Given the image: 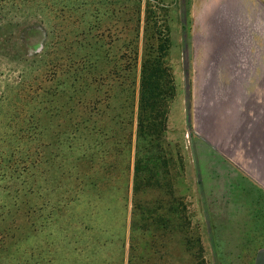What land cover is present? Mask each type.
Segmentation results:
<instances>
[{
  "label": "rangeland",
  "instance_id": "obj_1",
  "mask_svg": "<svg viewBox=\"0 0 264 264\" xmlns=\"http://www.w3.org/2000/svg\"><path fill=\"white\" fill-rule=\"evenodd\" d=\"M156 1L172 89L163 129L140 141ZM235 3L0 0V264H264V188L200 95L206 41L256 23Z\"/></svg>",
  "mask_w": 264,
  "mask_h": 264
},
{
  "label": "crops",
  "instance_id": "obj_2",
  "mask_svg": "<svg viewBox=\"0 0 264 264\" xmlns=\"http://www.w3.org/2000/svg\"><path fill=\"white\" fill-rule=\"evenodd\" d=\"M239 1L234 6L239 9L237 16L255 17L256 23L252 28L247 19L241 29L245 35L239 40L229 37L228 41H206L201 63L213 67H206L201 73L200 95L205 98L202 103L206 111H222L218 129H229L230 136L237 134L244 139V149L231 157L264 188V0ZM231 16L234 18L230 23L236 18L235 14L230 13ZM233 30L230 32H236ZM223 66L226 69L221 72ZM252 145L254 150L248 151Z\"/></svg>",
  "mask_w": 264,
  "mask_h": 264
},
{
  "label": "trees",
  "instance_id": "obj_3",
  "mask_svg": "<svg viewBox=\"0 0 264 264\" xmlns=\"http://www.w3.org/2000/svg\"><path fill=\"white\" fill-rule=\"evenodd\" d=\"M157 5L158 1L156 6L149 2L144 6V42L136 104V135L140 141L146 138L153 141L151 138H156L163 129L172 89L171 75L163 60L168 41L167 28L162 18L155 14ZM4 213L10 214L11 209Z\"/></svg>",
  "mask_w": 264,
  "mask_h": 264
}]
</instances>
